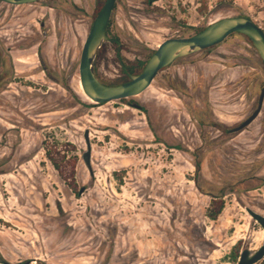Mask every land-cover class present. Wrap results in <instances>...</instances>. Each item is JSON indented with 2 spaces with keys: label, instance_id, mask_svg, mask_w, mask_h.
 <instances>
[{
  "label": "rangeland",
  "instance_id": "obj_1",
  "mask_svg": "<svg viewBox=\"0 0 264 264\" xmlns=\"http://www.w3.org/2000/svg\"><path fill=\"white\" fill-rule=\"evenodd\" d=\"M104 3L0 0V264H236L264 238L245 209L264 213V105L231 131L264 87L258 51L235 32L96 103L79 64ZM236 15L264 29V0H117L97 73L128 81L165 39Z\"/></svg>",
  "mask_w": 264,
  "mask_h": 264
},
{
  "label": "water",
  "instance_id": "obj_2",
  "mask_svg": "<svg viewBox=\"0 0 264 264\" xmlns=\"http://www.w3.org/2000/svg\"><path fill=\"white\" fill-rule=\"evenodd\" d=\"M20 5L39 0H1ZM117 0H105L96 15L84 42L79 64L80 80L85 94L96 103H106L132 97L144 92L155 80L159 71L171 65L178 58L202 51L224 41L232 33L248 37L258 51L264 66V29L251 17L245 15L226 16L208 24L191 36L171 37L162 41L154 50L139 73H129V80L120 84L103 82L96 72V59L103 43L108 40V25ZM264 103V87L261 89L256 108L241 123L231 129L240 131L248 126L260 113ZM136 105L137 103H133ZM86 148L82 158L94 174L92 163L93 144L89 128L84 131ZM246 211L264 231V213L246 205ZM264 259V238L257 248L245 246L241 249L236 264H256Z\"/></svg>",
  "mask_w": 264,
  "mask_h": 264
},
{
  "label": "trees",
  "instance_id": "obj_3",
  "mask_svg": "<svg viewBox=\"0 0 264 264\" xmlns=\"http://www.w3.org/2000/svg\"><path fill=\"white\" fill-rule=\"evenodd\" d=\"M248 40L252 43V41L249 38H248ZM104 51H105V47L103 46L100 49V51H99L98 57H100L104 53ZM143 64H144V62H140V67L139 68H141V66H143ZM136 68H137L136 64L134 62H131L129 64H126L123 67V70L127 74H129V73H138V70H136ZM96 72H97V67H96ZM224 207H225V201H221V203L219 204V206L217 208H211V210L210 209L208 210V216L211 219H216L219 216V214L222 212V210H223ZM238 257H239V251L238 252H235V254H234V258H235V261L236 262L238 261Z\"/></svg>",
  "mask_w": 264,
  "mask_h": 264
},
{
  "label": "flooded vegetation",
  "instance_id": "obj_4",
  "mask_svg": "<svg viewBox=\"0 0 264 264\" xmlns=\"http://www.w3.org/2000/svg\"><path fill=\"white\" fill-rule=\"evenodd\" d=\"M110 37L108 36V39H109ZM128 77H129V74H128ZM156 78V77H155ZM260 93H261V90H260ZM259 97H260V95H259ZM263 105H264V103H263ZM263 107V106H262Z\"/></svg>",
  "mask_w": 264,
  "mask_h": 264
}]
</instances>
